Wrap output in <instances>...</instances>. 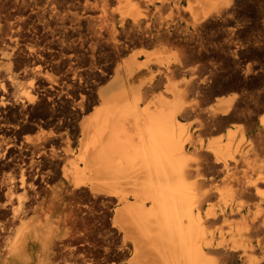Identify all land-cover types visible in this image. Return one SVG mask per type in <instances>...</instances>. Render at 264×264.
Returning <instances> with one entry per match:
<instances>
[{"label":"bare ground","instance_id":"1","mask_svg":"<svg viewBox=\"0 0 264 264\" xmlns=\"http://www.w3.org/2000/svg\"><path fill=\"white\" fill-rule=\"evenodd\" d=\"M40 1L0 0L2 91L7 85L12 87L20 75L37 83L51 80L41 41L29 36L40 28L52 36L61 28L66 30L68 16L72 19L68 28H80L81 17L63 12L62 0H46L44 5ZM75 1L82 8V20L93 26L97 40L105 39L116 58L124 46L115 38L116 23L122 28L139 25L141 14L134 3L156 9L173 4L189 17L192 33L177 39L173 30H144L140 35L150 43L180 45L182 57L189 61L211 57L198 29L206 27L209 17L230 12L238 0ZM89 50L94 55L96 44ZM167 58L155 54L153 60L162 65ZM135 59L116 66L115 79L99 91L98 104L90 114H86L89 108L84 107L83 98L79 99L78 115L83 119L77 130L71 132L68 125L58 124L57 133L47 139L43 136L37 143L17 144L2 134L10 102L0 96V173L9 170L8 175L0 174V211L7 217L6 223H0V264H228L237 255L244 264H264L263 147L255 148L246 143L244 134L236 136L231 130L205 145L197 142L198 135L215 124L243 117L251 122L253 113L263 112L258 123L260 133H264V95L244 100L246 107L251 106L248 113L242 102L223 98L208 110H191L186 104L187 87L170 84L167 96L149 98L139 81L141 66ZM77 76L75 72L73 78ZM193 92L199 96V87ZM40 102L36 94L19 99L18 110L24 111L26 118L28 113L34 117V106ZM189 112L205 118L195 131L182 122ZM222 128L212 130L221 132ZM52 139L60 140L62 147L51 144L47 152L45 143ZM12 149L17 154L13 155ZM48 157L47 167L52 170L45 166ZM206 170L214 172L213 176L207 177ZM58 175L69 188L66 223L52 221L55 203L39 201L50 180ZM87 195L93 206L106 201L114 207L109 226L90 223L88 217L78 219L79 212L87 215L94 208L75 206L78 198ZM218 222L225 228L216 229ZM113 235L118 237L117 244L111 241ZM118 256L127 261L116 262L114 257Z\"/></svg>","mask_w":264,"mask_h":264},{"label":"rangeland","instance_id":"2","mask_svg":"<svg viewBox=\"0 0 264 264\" xmlns=\"http://www.w3.org/2000/svg\"><path fill=\"white\" fill-rule=\"evenodd\" d=\"M40 2L42 4V2L46 3L47 1L41 0ZM237 2L231 7L230 12L209 17L206 27L198 29L203 47L207 50L211 49V57H206L202 60L189 59L186 62L182 57L183 48L180 45L175 43L174 45H165L155 41L150 43V41L144 40L140 35L144 30L154 33L158 29L164 31L173 30L174 32L176 31L174 39H177L183 34L192 33L193 27L190 25L189 17L182 15L179 10L177 11L173 4L156 9L145 3H134L141 14L140 26L138 25L137 28H133L130 24H127V28H122L119 23H116L115 38L121 44H124L122 54L116 58L109 44L105 43V39L97 40L96 34L92 30L93 26L88 25L86 21L82 20L84 16L81 6L75 0H62L60 3L63 12L69 15L76 13L81 17V29H77L74 25L76 20H73L72 24L77 30L69 29L71 18L68 16L67 22L65 21L66 30L65 28H61L52 36L50 32L47 33V30L43 31L40 28L37 34L32 35V38H30L31 36L28 37L32 40L41 41L40 47L43 49L42 57L45 58V63H43L48 68L52 81H38L39 83H37V81H32L29 76L24 77V75H20L15 80L16 83L15 81V84L13 83L15 86L11 87V85H7L5 90H0V96L10 102L8 104L10 111L8 112L9 114L5 115L4 119L6 121H3L4 129L2 128V134L8 140L14 139L13 141L19 144L21 142L37 143L39 138L44 137L47 139L52 133H57L55 126L58 124V126H62L63 124L68 125L71 132L77 130L83 119V117H79L78 115L79 107L77 106V102H79V99L83 98L84 107L89 108V112L87 111L86 114H90L98 104L99 91L108 88L115 79L114 70L116 66L132 58H136L135 64L141 66L138 72L139 81L142 88H145L147 91L148 97L150 96L149 98L159 95L167 96V87L172 84L179 89L188 88L186 104L191 110H208L212 105H215L216 101L223 98L242 102V108H248L245 110L248 113L251 110V106L246 107L244 100L250 95H264V0H238ZM55 26L58 27V25H52V27ZM60 31L61 34H59ZM103 35L105 36V34ZM30 44L32 45L33 43ZM92 44H96L94 55H91L89 50V46ZM155 54L167 56L165 64H157L153 60ZM148 57L151 58L150 61H148ZM180 57L183 60H180ZM166 67L168 68L166 69ZM74 70L78 73L76 78H73ZM71 73L72 75H70ZM198 87L200 89L199 96L194 95L193 92ZM35 94L39 95L41 102L39 105L34 106L35 116L30 117L28 113L29 116L27 115L26 118L25 112L18 110H21V106L17 102L19 99L32 97ZM15 99H18V101ZM28 107L30 106L28 105ZM261 113H259L261 116L253 113L251 115V118H253L251 122L249 121L250 119L244 117L240 120H230L228 123L224 121L219 122L214 127L203 131L204 133H200L197 142L205 145L209 139L216 138L220 134L222 135V133L227 132V130H231L236 136L244 134L246 143L253 144L255 148L263 147L264 149V133H260L258 123L259 118L263 115V112ZM203 119H205L204 116L202 117L197 112L195 114L189 112L185 114L182 122L187 127L190 126L188 129L191 128L190 130L195 131L198 125L203 123ZM217 126L223 127L221 132L212 130ZM43 141L44 139L41 140V143ZM45 144V151L47 152L50 150L49 146L51 144L55 145L57 149L62 147L58 139H52ZM13 152L17 154L16 149L11 150V153L15 155ZM34 157L36 158V156ZM48 159L45 160L47 161L45 166L47 170H50L51 168L47 167L50 162L49 157ZM8 172L9 170L5 169L0 174L4 176L8 175ZM209 172L211 171L206 170L204 174L206 176L208 174L207 177H212L214 172ZM50 182L49 188H46L45 193L42 192V197L39 201H43L45 205L55 203L56 206L55 204L54 206L56 208L53 211L52 221L66 223L65 220L70 214L67 207L70 200L66 195L69 188L66 186L64 178L60 175L50 180ZM1 196L2 194L0 193V203L3 202V197ZM78 199L80 200L77 201L75 206H78L80 209H84V206L94 207L92 208L94 211L92 210L87 215L83 211L77 212L78 219L88 217L90 223H108V226L112 223L114 207L110 203L98 201L93 206L92 199L88 195ZM247 204L249 203H245V205ZM6 221V215L0 211V223H6ZM223 227L225 228L221 222L215 225L216 229ZM111 241L117 244L118 237L113 235ZM254 255L260 257L259 252H255ZM237 256L235 259L230 260L228 264H244L242 260H239V255ZM114 259L116 262L127 261L119 256L114 257ZM100 264L103 263L100 262Z\"/></svg>","mask_w":264,"mask_h":264}]
</instances>
